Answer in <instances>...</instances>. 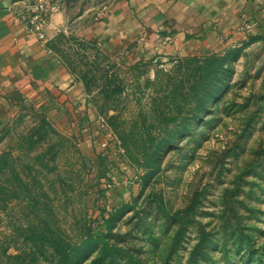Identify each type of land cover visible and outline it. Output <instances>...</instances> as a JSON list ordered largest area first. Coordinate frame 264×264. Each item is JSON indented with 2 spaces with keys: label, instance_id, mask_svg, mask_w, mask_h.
Instances as JSON below:
<instances>
[{
  "label": "rangeland",
  "instance_id": "1",
  "mask_svg": "<svg viewBox=\"0 0 264 264\" xmlns=\"http://www.w3.org/2000/svg\"><path fill=\"white\" fill-rule=\"evenodd\" d=\"M56 31L91 125L15 103L0 264H264V24L215 55L136 65Z\"/></svg>",
  "mask_w": 264,
  "mask_h": 264
},
{
  "label": "crops",
  "instance_id": "2",
  "mask_svg": "<svg viewBox=\"0 0 264 264\" xmlns=\"http://www.w3.org/2000/svg\"><path fill=\"white\" fill-rule=\"evenodd\" d=\"M28 3L0 0V132L23 100H52L58 117L91 125L80 114L83 87L55 47L56 28L78 29L136 65L159 54L215 55L264 24V0H60L41 41L17 21Z\"/></svg>",
  "mask_w": 264,
  "mask_h": 264
},
{
  "label": "built area",
  "instance_id": "3",
  "mask_svg": "<svg viewBox=\"0 0 264 264\" xmlns=\"http://www.w3.org/2000/svg\"><path fill=\"white\" fill-rule=\"evenodd\" d=\"M28 2L26 10L17 17V21L23 22L39 40L46 41L53 15L60 10V0H28ZM244 28L252 29L253 25L249 23ZM107 145V142L102 143L103 147ZM121 181L127 182L126 179Z\"/></svg>",
  "mask_w": 264,
  "mask_h": 264
}]
</instances>
